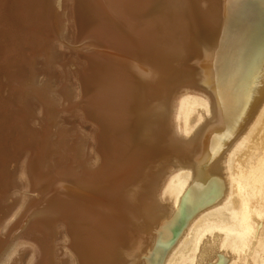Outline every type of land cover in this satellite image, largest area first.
<instances>
[{"label":"bare ground","instance_id":"bare-ground-1","mask_svg":"<svg viewBox=\"0 0 264 264\" xmlns=\"http://www.w3.org/2000/svg\"><path fill=\"white\" fill-rule=\"evenodd\" d=\"M50 3L0 0L4 81L19 55L15 39L29 43L34 19L49 14ZM73 3L90 59L84 104L101 122L105 158L98 171H69L34 223L45 228L64 218L82 264H195L215 250L208 230L228 252L214 264H264V0ZM184 85L200 99L187 97ZM6 89L0 87L2 109L13 97ZM59 143L38 140L44 151ZM164 178L158 193L172 196L171 208L164 206L170 197L163 205L154 197ZM14 246L7 256L1 251V264Z\"/></svg>","mask_w":264,"mask_h":264},{"label":"rangeland","instance_id":"rangeland-1","mask_svg":"<svg viewBox=\"0 0 264 264\" xmlns=\"http://www.w3.org/2000/svg\"><path fill=\"white\" fill-rule=\"evenodd\" d=\"M73 2L74 0H51L49 5V12H51L40 20L34 19L29 43L15 39L20 58L18 55L14 60L12 78L4 81L3 74L0 73V87L7 88L4 95L8 93L9 88L13 94L12 99L6 101L5 104L2 101V106L5 108L0 107V253L4 250L3 254L5 255L6 252L7 256L8 251L17 243L14 246L17 248L10 255L11 260L5 264H11L12 260L14 264H47V260L54 264H82L77 252L76 238L73 240V232L64 218L52 220L51 224L45 228H41L34 223L35 220L33 221L37 210L42 208L46 200L59 189L64 183V178L70 177L69 171L72 173L71 176L80 174L83 169H86V172L98 171L105 158V151L101 150L100 145L101 134H104L101 122L89 111L87 104H84V84L89 74L90 59L80 46ZM0 31H3V27H0ZM44 87L47 89L45 90ZM181 87H183L182 90L185 88L188 91L189 89L188 95L185 90L183 91L187 97L189 94H192L193 98L198 95L191 92L189 86ZM36 89L45 91L41 92L47 97V102ZM198 98L200 99V96ZM178 101L179 99L176 101L173 99L172 106L175 107L174 104L177 106ZM199 107H201L199 108L200 114L204 117L205 113L202 112L204 107ZM196 110L193 117L197 115L198 107ZM172 126L176 127L177 121ZM32 132L35 134L34 142L36 143L34 144H31V140L29 141ZM42 137L51 143L61 140L59 143L61 147L57 150L44 151L43 145L38 146V140L41 141ZM183 137L186 136L183 135ZM35 138L38 140L35 141ZM40 149L42 151H39ZM132 151L127 150L125 153L129 159L134 157ZM167 178L156 186L154 197L158 205L159 202L163 205L166 201L164 206L171 208L175 205L172 202V196L163 194L164 197L161 194L164 199L171 198L164 200L158 193L160 190L163 193L164 187L159 186H164L163 182L169 181ZM51 189H54V192ZM157 194L162 198L161 200ZM169 199L171 202L168 201ZM167 201L173 205L167 206L170 204ZM208 231L204 234L208 233L206 235L210 236L211 241L205 238L202 232L203 236L198 235L197 238L201 237L202 245L206 243V239L210 244L214 243L210 247L212 249L214 247L215 250L212 252L214 255H210L211 260L202 262L197 260L199 262L196 261L195 264H214L220 257H228V252H225L226 248H218L220 244L218 236L215 237L217 238L215 241L213 233H210L211 230ZM62 235H64V240ZM187 238L189 235L186 240ZM197 241L200 242L199 239ZM5 244L9 249L3 247ZM201 244L199 247L202 246ZM3 254H1L2 257ZM67 254H71L74 259ZM2 257L0 260L3 259ZM163 260L165 261V258Z\"/></svg>","mask_w":264,"mask_h":264}]
</instances>
